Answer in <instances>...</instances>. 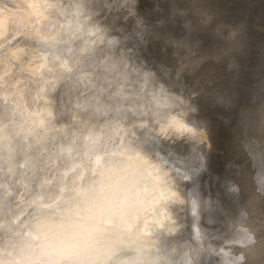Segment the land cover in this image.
<instances>
[{
	"label": "rangeland",
	"instance_id": "1",
	"mask_svg": "<svg viewBox=\"0 0 264 264\" xmlns=\"http://www.w3.org/2000/svg\"><path fill=\"white\" fill-rule=\"evenodd\" d=\"M134 1H91L103 19L69 35L73 67L24 58L11 73L0 63V126L25 134H0V195L12 185L15 198L35 175L38 201L70 219L36 241L49 256L78 253L89 238L108 243L117 235L101 238L104 223L132 210L97 264H196L193 244L205 264H264V0H239L220 22L236 0ZM226 19L238 22L234 41ZM223 43L231 44L223 56L199 53ZM214 171L223 174L220 203L195 219L191 181ZM23 245L0 264H50Z\"/></svg>",
	"mask_w": 264,
	"mask_h": 264
},
{
	"label": "bare ground",
	"instance_id": "2",
	"mask_svg": "<svg viewBox=\"0 0 264 264\" xmlns=\"http://www.w3.org/2000/svg\"><path fill=\"white\" fill-rule=\"evenodd\" d=\"M91 1L92 0H7L6 5H8L7 7H9V9L6 12L4 9L0 10V63L8 68L11 73L15 72L14 64H19L22 67L25 65L23 62L24 58H28L30 64L34 62L41 64L42 62L44 63V61L60 60L66 65L73 67V53L69 48L70 46H74V44L68 45V42H71L68 39L69 35H76L75 31L79 33V31H77L78 28H81L83 33L87 35L86 32L90 30L91 27L95 26L96 21H101L103 19L99 18V13L97 14V12L93 11L94 6L92 7ZM117 1L118 0H112L113 5H115ZM120 1L124 2V0ZM129 1L132 4L135 2L134 0ZM253 1L256 2L257 0ZM255 2L247 0L244 3L254 4ZM243 4L239 3V0L234 1L233 5L227 6L223 13L220 14L219 12V14H216L217 22L222 21V17H225V14L231 12L232 7L239 8L243 6ZM0 6H3V2H0ZM13 7L19 8V12L17 10V13L14 12L15 9H13ZM133 14L135 16V10L131 13L132 16ZM242 20L243 18L238 21L241 23ZM110 43L111 46L117 45L116 41H111ZM76 46H78L77 43ZM229 47H231L230 43H223L207 52L200 49L199 53L203 52L207 57H220L230 49ZM20 120L19 118V122ZM0 129V134L8 135L12 138L14 135L25 138V134L17 125L11 127L0 126ZM54 146L55 142L51 144V149ZM224 158L225 156H222L214 162L216 165L221 164V166H223ZM221 171L209 172L207 174L199 173L192 179L191 191L200 201V211H197L198 213L194 216L195 219L206 211L210 212L214 210V207L211 206L220 203V197L217 191H219V181L223 175ZM55 172L56 171H54V174L57 173ZM34 176L35 175L26 176L28 181L26 182L24 190L18 191L19 194L15 198L14 192L16 190H14L12 185L7 186V191L4 193V196L0 195V227L4 224L8 225L6 227L7 229L0 230V254L15 249L18 245L25 243L26 246H23L30 254L42 256V259L45 257L50 264H68V262L72 260L70 256L74 257V255L76 258L83 259V264H97L102 258L107 256L110 252L109 248L112 249L113 245L117 244L118 240L121 239V234L128 230L132 223L130 215L138 212L127 210L122 215L117 214L115 218L112 217L111 219H107V222L104 223V229L100 231L99 235L103 238L110 229L117 235V238H112L108 243L99 244L95 241L93 242L94 239L89 238L82 242H86V244H81L79 246L80 248H78L77 251L80 252L78 253L68 252L65 255H60V258L56 255L49 256L47 252H42L41 247L36 245L38 243L36 241L40 240V236L43 238V235H47L45 232L47 229L68 222L70 219L63 220L59 218L57 216V210H55V205L38 201L35 194L37 192L34 188L37 184V179L33 178ZM1 180L0 178V186L2 187ZM20 219L21 221L19 224L13 226V224ZM226 222L229 221L218 220L217 226L224 225ZM214 227V223H209V220L204 222L201 228L202 232L200 233L201 243L207 245V233L214 229ZM62 236V233L57 232L53 240L58 242ZM105 240H108V238ZM85 245H89V247L81 249ZM191 250H195L197 255H199L198 258H196L198 260L197 263L205 264L203 256L194 244L191 246L190 251ZM69 258L71 259L68 260ZM65 260L68 261L64 262Z\"/></svg>",
	"mask_w": 264,
	"mask_h": 264
},
{
	"label": "water",
	"instance_id": "3",
	"mask_svg": "<svg viewBox=\"0 0 264 264\" xmlns=\"http://www.w3.org/2000/svg\"><path fill=\"white\" fill-rule=\"evenodd\" d=\"M237 21H231L230 20V22H229V25L230 26H232V28L230 29L232 32H227V33H229V35H230V37H231V39L230 40H232V41H234V38L235 37H238L239 35L237 34V32L235 31V30H232L234 27H236L237 26ZM208 63V61L206 60V59H202L201 61H200V63L198 64V68H200L201 67V72H203V73H205V65ZM214 67V66H213ZM214 68H216V67H214ZM206 78H209L208 76H206Z\"/></svg>",
	"mask_w": 264,
	"mask_h": 264
},
{
	"label": "snow or ice",
	"instance_id": "4",
	"mask_svg": "<svg viewBox=\"0 0 264 264\" xmlns=\"http://www.w3.org/2000/svg\"><path fill=\"white\" fill-rule=\"evenodd\" d=\"M110 212H112L111 209H107V208H103V209H101V213H102V215L105 216V217H107L108 214H109ZM112 214L114 215L115 213L112 212Z\"/></svg>",
	"mask_w": 264,
	"mask_h": 264
}]
</instances>
